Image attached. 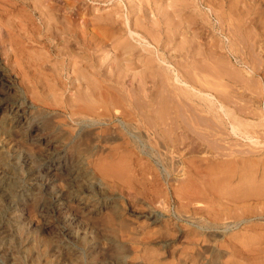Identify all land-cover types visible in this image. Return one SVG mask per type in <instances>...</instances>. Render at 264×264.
I'll return each mask as SVG.
<instances>
[{
    "label": "rangeland",
    "instance_id": "obj_1",
    "mask_svg": "<svg viewBox=\"0 0 264 264\" xmlns=\"http://www.w3.org/2000/svg\"><path fill=\"white\" fill-rule=\"evenodd\" d=\"M55 1L0 0V264H264V0Z\"/></svg>",
    "mask_w": 264,
    "mask_h": 264
},
{
    "label": "bare ground",
    "instance_id": "obj_2",
    "mask_svg": "<svg viewBox=\"0 0 264 264\" xmlns=\"http://www.w3.org/2000/svg\"><path fill=\"white\" fill-rule=\"evenodd\" d=\"M18 4H21L23 6H27V7H30L34 12H36L37 16H38V19L40 20V24L43 26V29L44 31L46 32H50V31H53L55 33H58V35L61 37H65L66 35H70L68 36L69 38L72 36V37H75L77 38V34L79 33L78 32V26L76 25H72L71 22H69L70 20H67V18L63 17L62 15L59 16L56 12H58V5H60V2L58 0H56L54 3L55 5L57 6V11H53V8L52 7H49L48 5H43V0H15ZM57 3V4H56ZM135 3V2H134ZM151 4V3H150ZM164 4V3H163ZM20 5V6H21ZM155 5V4H154ZM137 6V5H136ZM162 7V6H161ZM52 8V9H50ZM136 8V7H135ZM148 8V7H147ZM138 9V8H137ZM161 9V8H160ZM9 12V11H8ZM107 12V11H106ZM107 14V13H106ZM145 15V14H144ZM184 15V14H183ZM108 16V15H107ZM15 17V16H14ZM13 18V17H12ZM111 18V17H110ZM140 18V17H139ZM98 20V19H97ZM96 20V21H97ZM150 20V19H149ZM117 21V20H116ZM130 21V20H129ZM118 22V21H117ZM39 23V22H38ZM71 23V24H70ZM96 23V22H95ZM108 23V22H107ZM127 23V22H125ZM130 23V22H128ZM75 24V23H74ZM82 25V24H80ZM30 26V25H29ZM137 28V27H136ZM175 29V28H174ZM20 30V29H19ZM18 30V31H19ZM127 31L129 32L130 35H133V31L132 30H128V27H127ZM86 32V31H85ZM51 33V32H50ZM81 33V32H80ZM136 33V32H135ZM138 34V33H137ZM51 35V34H50ZM83 35V34H82ZM25 36V35H24ZM81 36V35H80ZM79 37V36H78ZM50 38V37H49ZM74 38V39H75ZM47 39V38H46ZM73 39V40H74ZM78 39V38H77ZM80 39V38H79ZM94 39V38H93ZM71 40V39H70ZM76 40V39H75ZM81 40V39H80ZM88 41V40H87ZM91 41V40H89ZM94 42V41H93ZM104 42V41H103ZM151 42V41H150ZM83 43V41H82ZM63 44V43H62ZM70 44V43H69ZM96 44V43H94ZM126 45L125 46H129V43L127 45V43H125ZM131 45V44H130ZM43 46V45H42ZM132 47V45L130 46ZM70 48V47H69ZM79 48V47H78ZM126 48V47H124ZM155 48V47H154ZM72 50V49H71ZM131 50V49H130ZM126 52V51H125ZM128 52V51H127ZM87 53V52H86ZM127 54V53H126ZM93 55V54H92ZM129 56V55H128ZM145 56V55H144ZM118 59V58H117ZM84 60V59H83ZM92 60V59H91ZM158 60V59H157ZM123 61V60H122ZM126 61V60H125ZM146 61V60H145ZM148 61V59H147ZM146 61V62H147ZM135 62V61H134ZM180 63V62H179ZM105 66V65H104ZM93 67V65H92ZM147 67V66H146ZM145 67V68H146ZM208 68V67H207ZM93 70V69H92ZM106 71V69H105ZM138 71V70H137ZM79 72V71H78ZM88 72V71H87ZM92 72V71H91ZM125 72V71H124ZM215 72V71H214ZM152 73V72H151ZM124 74V73H123ZM101 75V74H100ZM151 75V74H150ZM175 75V74H174ZM189 76V75H188ZM89 77V76H88ZM128 77V76H127ZM176 77V76H175ZM202 77V76H201ZM73 78V77H72ZM139 79V78H138ZM203 79V78H202ZM83 80V79H82ZM188 80V79H187ZM175 81V80H174ZM119 82V81H118ZM93 84V83H92ZM177 84V83H176ZM203 84V83H202ZM166 86V85H165ZM94 87V86H93ZM171 89V88H170ZM2 90V89H1ZM173 90V89H172ZM184 90V89H183ZM137 92V91H136ZM146 92V91H145ZM153 93V92H152ZM185 93V92H184ZM149 95V94H148ZM113 98V97H112ZM183 99V98H181ZM142 102V101H141ZM9 103V102H8ZM6 104V102H5ZM20 104V102H19ZM21 105V104H20ZM18 106V103L17 105H11V106H5L3 107V109L1 110V121H3L4 117L6 118L8 116H11L12 120H10L11 122L10 123H13L15 125H19L21 123H23V121L25 120V117H23V111L22 110V107L21 106ZM152 105V104H151ZM95 108V107H94ZM26 111V110H25ZM151 111V110H150ZM77 114V113H76ZM26 116V115H25ZM3 117V118H2ZM29 118V117H28ZM108 118V117H107ZM3 119V120H2ZM89 119V118H88ZM6 120V119H5ZM0 121V122H1ZM9 122V121H8ZM9 123V124H10ZM78 123V122H77ZM2 124V123H1ZM23 125V124H22ZM27 125V124H26ZM9 126V125H8ZM11 127V126H10ZM17 127V126H16ZM22 127V126H21ZM119 131V130H118ZM39 134V133H38ZM91 134V133H90ZM72 137H69V140L71 139ZM64 139V138H62ZM75 142V139L74 137L72 138ZM80 139V138H79ZM84 139V138H83ZM82 139V140H83ZM139 139V138H138ZM4 140V139H3ZM58 140V139H56ZM68 140V141H69ZM77 140V139H76ZM61 141V139H60ZM65 143V140L62 141ZM85 142V140H84ZM178 142V141H177ZM47 143V142H45ZM62 143V144H64ZM68 143V142H67ZM77 143V142H76ZM53 144V143H52ZM66 144V143H65ZM70 144V143H69ZM23 145V144H22ZM56 145V144H55ZM72 145V143H71ZM75 145H78V144H75ZM80 145V143H79ZM6 146V145H5ZM19 146V145H18ZM66 146V145H65ZM59 147V146H58ZM77 147H80V146H77ZM83 147V146H82ZM82 147L80 149H82ZM73 148V146H72ZM76 149H79V148H76ZM85 147H83L82 150H84ZM29 151V150H28ZM35 151V150H34ZM45 151V150H44ZM79 151V150H77ZM81 151V150H80ZM4 153V152H3ZM80 154V152H79ZM28 156V155H27ZM76 159V158H75ZM2 162V161H1ZM253 163V162H252ZM246 165V164H245ZM255 167V166H254ZM1 175V173H0ZM245 176V175H244ZM262 180V179H261ZM240 181V180H239ZM254 184V183H253ZM243 185V184H242ZM239 188V187H238ZM251 188V187H250ZM248 192V191H247ZM235 193V192H234ZM239 194V193H238ZM244 196V195H243ZM87 199V198H86ZM244 204V203H243ZM84 205V204H83ZM31 207V206H30ZM86 216V215H85ZM11 220V219H10ZM14 221V219H13ZM16 223V222H15ZM26 249V248H25ZM28 256V255H27ZM74 258V257H73ZM76 261V260H75ZM70 262V261H69Z\"/></svg>",
    "mask_w": 264,
    "mask_h": 264
}]
</instances>
